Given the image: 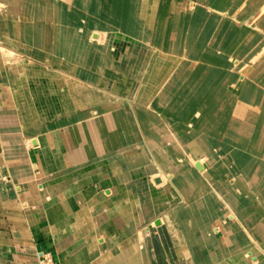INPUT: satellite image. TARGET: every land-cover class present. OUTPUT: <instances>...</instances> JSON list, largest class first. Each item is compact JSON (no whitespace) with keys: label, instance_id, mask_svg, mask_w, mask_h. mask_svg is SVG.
<instances>
[{"label":"crops","instance_id":"obj_1","mask_svg":"<svg viewBox=\"0 0 264 264\" xmlns=\"http://www.w3.org/2000/svg\"><path fill=\"white\" fill-rule=\"evenodd\" d=\"M143 1L130 0L122 29L104 18V0H57L52 47L34 6L31 34L0 6V44L19 55L10 63L0 51V262L56 264L58 222L65 247L98 235L75 264H109L139 229L161 244L152 255L132 248L142 264H264V50L252 81L225 66L198 104L217 56L231 57L154 44L160 0ZM195 140L202 168L183 170Z\"/></svg>","mask_w":264,"mask_h":264},{"label":"bare ground","instance_id":"obj_2","mask_svg":"<svg viewBox=\"0 0 264 264\" xmlns=\"http://www.w3.org/2000/svg\"><path fill=\"white\" fill-rule=\"evenodd\" d=\"M56 1L57 0H0V6L4 7V9H6V15L8 17H13L18 15V13L16 12H20V16L22 17L23 20H27V24L30 27L29 30L27 31L28 34L32 33V14H33V6L36 8L37 11V15H38V19H42L44 24L42 26L41 34L43 35L44 39H45V43L46 45L49 47L53 46V40H54V21L56 20ZM208 1L209 4H220L223 3L224 0H206ZM3 3V5H2ZM103 7H104V18L111 21L112 23L120 26L122 29L125 27L127 20H128V14H129V8H130V0H104L103 2ZM143 4L145 3V7L146 9L148 8H152V4H153V0H144L142 2ZM162 2L160 0V5H159V15H158V19H157V23H156V27L154 30V44L158 45V46H162V43L164 42V40L166 39L163 36V31L166 27V23H167V16H166V12L164 10H162ZM69 8V7H68ZM179 9V7H178ZM88 16V15H87ZM146 17V16H145ZM176 19L179 18V14L176 10L175 16ZM65 19V18H64ZM144 22L147 21L145 20V18H143ZM6 20V19H5ZM11 20V19H10ZM17 20V19H16ZM178 21V20H176ZM198 21V19H197ZM1 22V21H0ZM36 22V21H35ZM63 23V21H62ZM104 23V22H103ZM195 24V23H194ZM259 22H257L256 25H258ZM105 25V24H103ZM260 25V24H259ZM181 26L179 25V27H177V31H176V37H178L179 32L182 30V28H180ZM194 27V26H193ZM4 28V25H3ZM259 28V27H258ZM108 29V28H107ZM67 30V29H66ZM229 30V31H228ZM228 30H225V35H222L220 39H218L216 37V33L212 27V24L209 23L207 30L205 31V40H211V44L214 46H218V44H220V40L223 38V47H228L230 51H235L242 54H246L248 52V50L250 49L247 45V39H244V36H239L236 34V26L232 28L229 27ZM2 31V30H1ZM6 31V30H5ZM93 31V30H91ZM3 32V31H2ZM39 32V31H38ZM63 32V31H62ZM220 32V31H219ZM10 33V32H9ZM12 33V32H11ZM93 33V32H92ZM111 33V32H110ZM214 33V34H213ZM63 34V33H62ZM71 35V34H70ZM104 35V34H103ZM118 35V34H117ZM215 35V37H213ZM110 36V35H109ZM122 36V35H121ZM125 36V35H124ZM6 37V36H5ZM13 37V36H12ZM64 37V36H63ZM129 37V36H128ZM127 37V38H128ZM225 37V38H224ZM251 37H256V35H252ZM5 39V38H4ZM253 40L255 38H252ZM61 40V39H60ZM73 41V39H71ZM256 40V39H255ZM133 41V40H132ZM177 41H174L173 43H171L172 49L171 50H175V51H179V49H182L183 45L181 46H177ZM67 42V41H66ZM23 43V42H22ZM63 43V42H62ZM143 43V42H142ZM182 43V42H181ZM222 43V41H221ZM60 44V43H59ZM147 44V43H146ZM165 44V43H164ZM63 45V44H62ZM166 45V44H165ZM36 46V45H35ZM164 46V45H163ZM264 44H260L258 47L254 48L250 54L248 55L247 60L250 62L252 60H254L257 55L259 53H261V51L264 50L263 48ZM32 46H30L31 48ZM62 47V46H61ZM159 47V48H160ZM34 49V48H33ZM62 49V48H61ZM66 50V48H65ZM0 51H1V55L4 57V59L6 58L7 61H9L11 63V61L14 60L15 57L19 56L16 52H13L12 50L8 49L7 47H5L2 43L0 44ZM39 51V50H38ZM42 51V50H41ZM37 53V52H36ZM47 54V53H46ZM41 55V54H40ZM260 56V55H259ZM258 56V57H259ZM44 57V56H43ZM45 58V57H44ZM3 59V60H4ZM4 62V61H3ZM157 62V61H156ZM164 62V61H163ZM2 64V63H1ZM167 64V63H166ZM160 68V67H159ZM4 72V71H2ZM156 73H158V70L156 71ZM3 74V73H2ZM5 74V73H4ZM104 74V73H103ZM159 75V74H158ZM156 76V75H154ZM213 76V75H212ZM167 77V76H166ZM245 77V76H244ZM244 77L241 76V78H243L242 81H244ZM162 78V77H161ZM194 78V76L192 77V79ZM192 79H188L189 81L185 82V83H189ZM150 80V79H149ZM152 80V79H151ZM161 80V79H160ZM165 80V79H164ZM155 81V80H154ZM163 82V81H162ZM158 83V82H157ZM244 83V82H243ZM155 84V83H154ZM253 87V86H252ZM155 88V87H154ZM254 89V88H253ZM3 90V89H1ZM158 90V89H157ZM255 90V89H254ZM134 91V90H133ZM153 92V91H152ZM197 92V91H196ZM181 90H179L177 93H175L171 99H169V106L172 105V103H175L176 99L180 96ZM155 94V93H153ZM162 95V94H161ZM202 95V94H201ZM1 96V95H0ZM153 96V95H152ZM167 96V94H166ZM209 97V96H208ZM208 97L205 98L204 100L201 102V104L203 105L204 102L208 101ZM129 98V97H128ZM152 99V97H151ZM140 102V101H139ZM162 102V101H161ZM91 105V104H90ZM131 105V104H130ZM165 105V104H164ZM1 106V105H0ZM119 107V106H118ZM143 107V106H142ZM151 107V106H150ZM163 107V105H162ZM147 109V108H146ZM171 112V108L169 109ZM12 112V111H11ZM145 112V111H144ZM156 112V111H155ZM170 112L168 114H170ZM9 113V112H8ZM146 113V112H145ZM159 113V112H158ZM172 113V112H171ZM84 114V112H83ZM98 114V113H97ZM154 114V113H152ZM160 114V113H159ZM17 115V114H16ZM132 116V115H131ZM7 117V116H6ZM73 117V116H72ZM17 118V117H15ZM70 118V117H69ZM12 119V118H11ZM10 119V120H11ZM14 120V119H13ZM18 120V119H17ZM134 120V119H133ZM107 123V122H106ZM138 125V124H137ZM187 127H185V129L183 130H188V125H186ZM138 127V126H137ZM88 128V127H87ZM95 128V127H94ZM139 129V128H138ZM114 135V134H113ZM105 137V135H104ZM170 137V136H168ZM115 138V137H114ZM112 140V139H111ZM31 141V140H30ZM201 142V143H200ZM199 144L197 142V140H195V142L190 145V150H191V154L188 162L183 166V170L188 169V168H192L193 166L196 165V162L198 161V157H196L197 153L199 152L198 150L200 149V147L203 146V141H200ZM117 143V142H116ZM109 147V146H108ZM85 160V159H84ZM204 159H201L199 161H203ZM204 162V161H203ZM240 162V161H239ZM189 163V164H188ZM157 166L160 168V175H162L164 177V179H166V181L168 180V176L163 172V170H161V167L159 164H157ZM165 166V165H164ZM168 167V166H167ZM166 167V169H167ZM206 167V164L204 162V169ZM185 168V169H184ZM194 168V167H193ZM198 168V167H197ZM196 168V169H197ZM34 170V169H33ZM40 170V169H39ZM206 171V170H205ZM204 171V172H205ZM34 172V171H33ZM202 173V172H201ZM112 174V172L110 173ZM1 175V174H0ZM39 176V175H38ZM37 176V177H38ZM157 176V174L155 175V177ZM187 176V174H186ZM161 177V176H160ZM201 177V176H200ZM5 178V177H4ZM163 179V178H162ZM43 180V179H42ZM153 180V179H152ZM203 181H206V179H204ZM163 182V181H162ZM206 184V183H205ZM41 185V184H40ZM162 185V184H161ZM42 187V186H41ZM116 190V188H115ZM192 191V190H191ZM14 197V196H13ZM17 197V196H16ZM121 197V196H120ZM67 201V200H66ZM105 201V200H104ZM185 201V200H184ZM110 202V201H109ZM66 204V203H65ZM68 205V204H67ZM109 205V204H107ZM56 207V205H55ZM58 207V206H57ZM56 207V208H57ZM66 207V206H64ZM113 206H111L112 208ZM128 207V206H127ZM70 207H68L69 209ZM75 208V207H74ZM125 208V207H124ZM27 209V208H26ZM25 209V210H26ZM29 209V208H28ZM72 209V208H71ZM110 209V208H109ZM125 210H127V208H125ZM33 211V210H32ZM63 211V210H62ZM65 211V210H64ZM27 212V210H26ZM66 212V211H65ZM69 212V211H68ZM88 212V211H87ZM106 212V211H105ZM195 212V211H194ZM72 213V212H71ZM60 214V213H59ZM234 212L232 214V216H234ZM66 215V214H65ZM69 215V214H68ZM110 215V214H109ZM237 215V214H236ZM61 216H63L61 214ZM72 216V215H71ZM64 217V216H63ZM73 221L76 219L75 217L72 216ZM229 218V217H228ZM227 218V219H228ZM65 219V218H64ZM241 219V218H240ZM157 221V220H156ZM71 222V221H70ZM154 223V220L152 221ZM164 222V221H163ZM192 222V221H191ZM232 222V221H230ZM104 223V222H103ZM193 223V222H192ZM194 224V223H193ZM114 225V224H113ZM156 225V223H155ZM118 226V225H116ZM246 226V224H245ZM52 229H54V232L56 230V237H55V241L57 243V251H56V256L54 257V259L52 260V262L56 263V264H75V262H77V260H79V256H80V250L81 246L80 245H85L87 243V240L90 241L92 239L97 240L98 235L95 234L92 237H85L83 240V242H79V246L76 248L73 247H65L63 245V241H65V237H61L60 234V225L58 222H53V224L51 225ZM96 228V227H95ZM115 228V227H114ZM198 228V227H196ZM82 229V228H81ZM86 229V228H85ZM93 229V228H92ZM129 229V228H128ZM258 231V235L256 237V239L258 240V243L260 244L261 241L264 239V223L259 222L256 225L255 228ZM87 230V229H86ZM117 230V229H116ZM227 230V229H226ZM118 231V230H117ZM130 231V230H129ZM218 231V230H217ZM155 229H150V230H141V231H137L136 236H134L133 238H129V239H123L125 241H123V244H125L124 246V252L121 255H117L118 257H115L114 259H111V261L109 264H142V249H140V252L135 253L132 248H134V250H137V248L139 247H146L148 251V254L152 255L153 250H155V248L158 250H160V243L155 241L156 236L154 235ZM227 232V231H226ZM87 233V232H86ZM119 233V232H118ZM200 234V233H199ZM144 236L146 237V239L144 238ZM194 236V233H193ZM82 237V236H81ZM114 237V236H113ZM25 238V237H24ZM123 238V237H120ZM143 238V240L141 239ZM194 238V237H193ZM116 239V238H115ZM189 239V238H188ZM199 239V238H198ZM216 239V238H215ZM113 240V239H112ZM134 240V241H133ZM195 240V239H194ZM201 240V239H200ZM95 241V240H94ZM190 241V246H192L193 239H189ZM26 242V241H25ZM196 242V241H195ZM206 244L207 241L205 240ZM215 243V240L213 241ZM89 243V242H88ZM87 243V244H88ZM96 243V242H95ZM189 243V242H187ZM213 243V244H214ZM218 243V242H217ZM98 244V242L96 243ZM195 244V243H194ZM144 245V246H142ZM86 246V245H85ZM189 246V247H190ZM137 247V248H136ZM93 249V247H92ZM162 250V248H161ZM121 252V251H120ZM119 252V253H120ZM164 255V254H163ZM149 257H151L149 255ZM103 258V257H102ZM101 259V257H100ZM150 260V258H148ZM45 260V253L43 252V256L40 257V262H43ZM96 260V259H95ZM101 261V260H100ZM257 261V260H256ZM98 263V262H97ZM256 263V262H254ZM0 264H8V263H2L0 262ZM12 264V263H11ZM94 264V263H93ZM99 264V263H98Z\"/></svg>","mask_w":264,"mask_h":264},{"label":"rangeland","instance_id":"obj_3","mask_svg":"<svg viewBox=\"0 0 264 264\" xmlns=\"http://www.w3.org/2000/svg\"><path fill=\"white\" fill-rule=\"evenodd\" d=\"M161 2L162 10L166 12L167 16L166 27L163 31V36L166 39L162 43V46L164 45L168 49H172L171 43L176 40L179 41L181 36L183 38L182 40L185 41L183 45L185 51L193 56H198L203 48L207 47V45H212L211 40H205L204 37L209 23L212 24L218 39H220L222 35H225V30H228L231 26L232 28L236 26L237 35L244 36V39H247L246 45L250 49L246 54L242 55L238 52L230 51L228 47H223V38L220 40V44L215 46L224 51L222 54L225 55L226 58L231 57V59L225 61L226 59L217 56V62L219 64L216 70L217 72L212 76L213 78L211 77L212 80L208 85L209 87L206 85L201 90L202 95L199 97L198 104H201L204 97L207 98L209 96L210 84L214 85L221 79L222 74L225 72V66L227 69L234 66L233 69L236 70L240 77L245 76L244 81H252L251 79L254 75L252 72L254 69L251 61L249 62L247 58L254 48L258 47L260 44H264V0H224L223 3L220 4H209L206 0H161ZM176 10L180 16L177 19L174 17ZM257 22H259L260 25H256ZM185 24L188 26L187 31L181 30L178 37H176L177 27ZM254 34L256 37H251ZM215 35L213 37H215ZM243 64L245 68H241ZM204 77L205 74H202L201 79H204ZM190 79H192V76ZM184 102L185 101H182L181 104L183 105ZM182 105H179L178 109H180ZM198 106L194 107V109L190 108L186 110L183 114V118L189 119ZM235 119L239 120L234 117L231 120L235 122ZM141 230L142 229H139V231Z\"/></svg>","mask_w":264,"mask_h":264},{"label":"water","instance_id":"obj_4","mask_svg":"<svg viewBox=\"0 0 264 264\" xmlns=\"http://www.w3.org/2000/svg\"><path fill=\"white\" fill-rule=\"evenodd\" d=\"M196 165L198 168H200V169L202 168V165L200 164V162H198ZM157 223H159V222H157Z\"/></svg>","mask_w":264,"mask_h":264}]
</instances>
